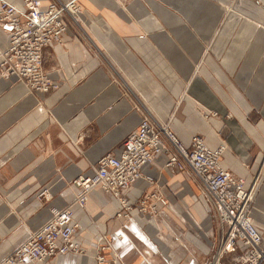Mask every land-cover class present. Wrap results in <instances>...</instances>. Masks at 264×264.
<instances>
[{
  "label": "crops",
  "instance_id": "obj_1",
  "mask_svg": "<svg viewBox=\"0 0 264 264\" xmlns=\"http://www.w3.org/2000/svg\"><path fill=\"white\" fill-rule=\"evenodd\" d=\"M0 1L21 8V0ZM45 1L40 0L43 9ZM79 3L84 34L67 22L61 43L42 51L43 71L57 90L29 94L13 78L0 77V261L75 201L81 190L69 181L91 175L95 162L138 127L140 115L107 77L105 62L162 125L173 116L169 128L183 145L200 134L210 149L224 146L220 165L243 179L245 188L263 177L249 218L264 247V7L250 0ZM217 31L216 40L251 39V47L237 44L218 64L221 54L206 51L203 43ZM7 40L0 30V49ZM163 141L166 152L142 168L152 184L141 179L127 194L135 203L158 192L157 214L133 212L131 220H120L117 200L96 189L83 207H72L81 232L76 240L86 253L55 256L47 264H98L97 246L120 233L122 238L102 253L103 264L210 262L214 213L189 169L165 168L175 149ZM43 185L53 196L46 206L34 198ZM158 219L172 222L175 243L159 241Z\"/></svg>",
  "mask_w": 264,
  "mask_h": 264
},
{
  "label": "built area",
  "instance_id": "obj_2",
  "mask_svg": "<svg viewBox=\"0 0 264 264\" xmlns=\"http://www.w3.org/2000/svg\"><path fill=\"white\" fill-rule=\"evenodd\" d=\"M21 2L22 7L17 8L10 2L0 1V30L8 39L6 47L0 49V75L13 78L30 92L45 94L54 90L55 84L43 71L42 51L60 43L66 31L65 18L78 23L76 13H81L82 9L79 0L50 4L45 9L38 0ZM163 137L175 149V154L167 158L165 168L180 172L189 169L202 186L216 217L217 243L208 264H224L225 256L234 257L231 264H264L262 239L249 218L255 187L245 188L243 179L221 167L224 146L212 150L199 135L192 136L185 146L167 127L145 115L136 130L115 151L95 162L91 175L79 176L73 181L81 189L76 204L83 207L86 195L101 189L117 200L119 209L115 216L120 220H131L133 212L138 216L156 215L161 200L158 192H149L135 203L128 200L127 194L141 179L152 184V179L142 174V168L166 152ZM80 233L69 206L56 212L39 230L30 233L0 264H47L59 255H84L86 249L76 240ZM121 238V233L103 238L95 256L98 264L105 262L102 252L111 250L112 244Z\"/></svg>",
  "mask_w": 264,
  "mask_h": 264
},
{
  "label": "rangeland",
  "instance_id": "obj_3",
  "mask_svg": "<svg viewBox=\"0 0 264 264\" xmlns=\"http://www.w3.org/2000/svg\"><path fill=\"white\" fill-rule=\"evenodd\" d=\"M66 0H47V1H45V3H48L47 5H50V4H54V3H63L64 4V2H65ZM214 1H216V2H220V0H214ZM232 1V5H233V2L235 3V1H237V0H231ZM250 1H252V2H256V4H258V6L259 7H264V0H250ZM80 4V3H79ZM80 6H81V4H80ZM82 9V8H81ZM227 12H232V13H235V11L232 9V8H230V7H228L227 9H225ZM82 11V10H81ZM71 23L72 25H73V27L76 29V32H78V34H84V25L82 24V22L81 21H78V23L77 22H75V21H73L72 19H70V18H65V23H66V29H67V25H68V23ZM217 34H218V31L216 32V35H215V37L212 39V40H210L209 42H203L204 43V47H205V50L207 51V50H211V49H213V48H215V51H216V53L217 54H221V56H219V57H216L215 58V60H216V62L219 64V63H223V54H224V52L225 51H227L228 49H232V50H235L236 49V47H237V44H241L243 47H244V49H248V48H250L251 47V44H252V40L251 39H248V40H216V36H217ZM60 43H61V41H60ZM97 52H98V50H96ZM103 59H104V61H106L105 59L106 58H104L103 57ZM233 60H234V58H233ZM106 63V64H105ZM104 64H102L103 66V70L105 71V73H106V75H107V77L109 78V80L113 83V85H115L121 92H122V94L125 96H128V98H129V100H131L130 101V104H131V106H132V108L134 109V110H136L137 112H138V114L140 115V117L142 118L144 115L146 116V117H148V118H150L151 120H155V122L158 124V125H160V126H164V127H167V129L168 130H170V124L172 125V124H174V120H173V116H170V119H169V121L168 122H165L164 123V125H162V123L163 122H160V121H158L157 119H155V117L153 116V114L147 109V107L143 104V102L138 98V96H136L133 92V88L132 87H130L128 84H127V82L126 81H124V79H123V77L115 70V69H111V65H110V62L109 63H107V62H105ZM201 65V64H200ZM113 74H112V73ZM45 73V72H44ZM0 77H2L1 75H0ZM3 78V77H2ZM4 79H9V78H4ZM54 83V82H53ZM55 84V83H54ZM57 88H58V86H57V84H55V89L54 90H51V91H55V90H57ZM26 89V91H27V93H31V94H34L33 92H30V91H28L27 90V88H25ZM50 91V92H51ZM141 113V114H140ZM167 123V124H166ZM166 124V125H165ZM171 131V130H170ZM172 132V131H171ZM174 134V133H173ZM195 135H199V136H201L203 139H204V137L202 136V135H200V134H195ZM175 136V135H174ZM175 138L177 139V137L175 136ZM81 140V137L79 136V135H77V138L75 139V142L77 143V142H79ZM178 140V142H180L179 141V139H177ZM183 172V171H182ZM82 176V175H81ZM79 177V176H78ZM77 177V178H78ZM74 180H76V178H74L73 180H71V181H69L68 183H69V185H71V186H74V187H76L75 186V184L73 183V181ZM262 180H263V177H260V178H258L257 176L253 179V182H252V184H251V186L252 185H254V187H255V189H254V194H253V203H254V199H255V196H256V194H257V191L259 190V188H260V186H261V184H262ZM22 186H19V188H21ZM76 188H79V187H76ZM80 189V188H79ZM81 190V189H80ZM79 195V194H78ZM78 195L76 196V198L78 197ZM34 198H35V200L39 203V205L40 206H46V205H50V203L52 202V200H53V196H52V194L50 193V191H49V187H48V185H43V186H40L38 189H37V191L35 192V194H34ZM76 198H75V200H76ZM71 207H73V206H79L80 207V205H78V204H76V201H74L71 205H70ZM214 217H215V215H214ZM161 221V222H160ZM171 222V221H170ZM158 225H159V227H161V230L159 231V234H158V239H159V241L160 242H165V240H167V242H169V243H175V236H176V230L174 229V227H173V224H172V222L169 224V222L167 221V220H165V219H163V220H160V219H158ZM213 226L215 227L214 228V231H213V233H212V235H211V237L212 238H214V239H216V243H217V238H216V228H217V220H216V217H215V221L213 220ZM184 226V225H183ZM187 226V225H186ZM185 226V227H186ZM188 227H191L189 224H188ZM187 230H189V229H187ZM200 232H203L205 235H206V230H204V231H202V230H200L199 231V233ZM26 234V233H25ZM24 234V235H25ZM6 235H8V234H6ZM117 236V235H116ZM115 236V237H116ZM7 237H9V236H6L5 238H3V239H6ZM24 236H22L21 235V237H19L18 238V240H20L21 238H23ZM2 239V241H4ZM105 251H107V250H105ZM104 252V251H103ZM102 252V253H103ZM215 252V251H214ZM214 252H213V254H214ZM77 255V254H76ZM103 255V254H102ZM233 259H234V257H231V256H225L224 257V259H223V263L224 264H231V262L233 261ZM96 260V259H95Z\"/></svg>",
  "mask_w": 264,
  "mask_h": 264
},
{
  "label": "bare ground",
  "instance_id": "obj_4",
  "mask_svg": "<svg viewBox=\"0 0 264 264\" xmlns=\"http://www.w3.org/2000/svg\"><path fill=\"white\" fill-rule=\"evenodd\" d=\"M38 1H40V0H38ZM80 1V0H79ZM20 4H21V7H22V2L20 1ZM18 8V7H17ZM73 13V12H72ZM74 14V13H73ZM80 17H81V13H76V18H77V20L78 21H80ZM224 152V147H223V149H222V153ZM222 155V154H221ZM90 194V193H89ZM88 194V195H89ZM88 195H86V202H87V198H88Z\"/></svg>",
  "mask_w": 264,
  "mask_h": 264
}]
</instances>
